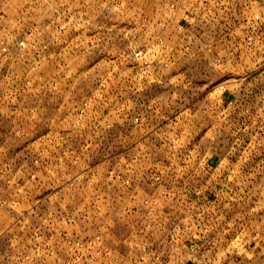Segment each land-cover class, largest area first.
Masks as SVG:
<instances>
[{"label":"rangeland","instance_id":"374dc122","mask_svg":"<svg viewBox=\"0 0 264 264\" xmlns=\"http://www.w3.org/2000/svg\"><path fill=\"white\" fill-rule=\"evenodd\" d=\"M0 264H264V0H0Z\"/></svg>","mask_w":264,"mask_h":264}]
</instances>
